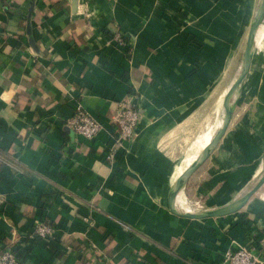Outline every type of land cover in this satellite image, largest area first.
Returning a JSON list of instances; mask_svg holds the SVG:
<instances>
[{
    "label": "crops",
    "instance_id": "1",
    "mask_svg": "<svg viewBox=\"0 0 264 264\" xmlns=\"http://www.w3.org/2000/svg\"><path fill=\"white\" fill-rule=\"evenodd\" d=\"M257 2L0 1V245L19 264H228L240 247L264 264V184L225 217L185 219L167 205L210 117L222 121ZM255 42L230 123L178 195L181 211L231 203L263 168L264 19ZM131 92L139 122L118 143L113 116ZM78 103L101 127L92 140L66 125ZM42 220L54 228L47 242L31 236Z\"/></svg>",
    "mask_w": 264,
    "mask_h": 264
},
{
    "label": "water",
    "instance_id": "2",
    "mask_svg": "<svg viewBox=\"0 0 264 264\" xmlns=\"http://www.w3.org/2000/svg\"><path fill=\"white\" fill-rule=\"evenodd\" d=\"M264 19V0H258L256 8L254 10L253 16L250 21L248 33L246 36V41L244 49L241 55V60L236 68V71L232 77V81L227 89V92L223 99L224 114L222 121L212 136L211 140L207 145L204 146L202 151L196 157V159L179 175V177L171 185L168 196L167 205L170 213L177 217L190 219V220H205L210 218H220L229 216L240 211L250 200V198L258 191V189L264 184V163L263 168L257 178V180L237 199L233 200L231 203L218 207L215 209L205 210V211H181L176 206V199L181 193L183 187L185 186L188 179L192 176L197 169H199L202 164L209 158L212 151L218 145L220 139L224 135L234 108L240 96L241 88L248 74L254 44L256 41V36L258 29Z\"/></svg>",
    "mask_w": 264,
    "mask_h": 264
},
{
    "label": "built area",
    "instance_id": "3",
    "mask_svg": "<svg viewBox=\"0 0 264 264\" xmlns=\"http://www.w3.org/2000/svg\"><path fill=\"white\" fill-rule=\"evenodd\" d=\"M0 1L10 6L14 0ZM113 40L121 48H126L128 45V41L120 31H113ZM126 55H129L128 52ZM139 118L138 98L135 92H131L118 103L116 112L113 116V124L118 130V143L130 141L135 136V129L139 122ZM66 125L75 134L87 140L94 139L101 130L98 121L91 117L79 103L76 105L73 115L66 122ZM107 159H112V154L109 155ZM0 161L5 162L3 159H0ZM8 165L16 169L15 165L12 163H8ZM183 206L184 211H192L185 208L186 202L183 203ZM31 236L47 242L54 236V228L46 220L38 221L33 226ZM223 261L228 264H261L259 256L245 247H240L233 252L227 253ZM0 264H19V262L14 253L0 245Z\"/></svg>",
    "mask_w": 264,
    "mask_h": 264
},
{
    "label": "bare ground",
    "instance_id": "4",
    "mask_svg": "<svg viewBox=\"0 0 264 264\" xmlns=\"http://www.w3.org/2000/svg\"><path fill=\"white\" fill-rule=\"evenodd\" d=\"M256 43V42H255ZM224 110V109H223ZM220 125V117L218 118V120L216 121L212 116L210 117V120L208 122V124L206 125V129L204 130V132L201 133V136L197 139V141L195 142V146L197 148V150L202 149L205 145H207V143H209V141L211 140L214 132H216V130L218 129ZM200 134V133H198ZM193 144V141H192ZM190 146V145H189ZM192 147V146H191ZM188 148V147H187ZM187 152V151H186ZM187 155V154H186ZM185 155V156H186ZM189 155V154H188ZM183 160V159H182ZM183 162V161H182ZM191 163V162H190ZM183 203V202H182ZM180 206V205H179ZM182 206V205H181ZM184 209V208H183Z\"/></svg>",
    "mask_w": 264,
    "mask_h": 264
},
{
    "label": "rangeland",
    "instance_id": "5",
    "mask_svg": "<svg viewBox=\"0 0 264 264\" xmlns=\"http://www.w3.org/2000/svg\"><path fill=\"white\" fill-rule=\"evenodd\" d=\"M245 37L243 38V40H242V45H241V51H242V49H243V47H244V45H245ZM239 63H240V61L238 62V65H239ZM238 65H237V67H238ZM235 71H236V69H235ZM235 71H234V73H235ZM234 73H233V75H234Z\"/></svg>",
    "mask_w": 264,
    "mask_h": 264
}]
</instances>
